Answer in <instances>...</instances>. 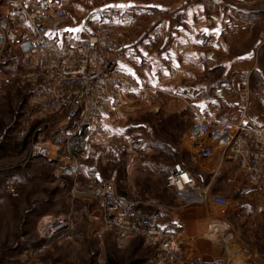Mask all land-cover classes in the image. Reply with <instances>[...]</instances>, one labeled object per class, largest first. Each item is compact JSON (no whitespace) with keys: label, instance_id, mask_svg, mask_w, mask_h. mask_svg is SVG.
Here are the masks:
<instances>
[{"label":"rangeland","instance_id":"374dc122","mask_svg":"<svg viewBox=\"0 0 264 264\" xmlns=\"http://www.w3.org/2000/svg\"><path fill=\"white\" fill-rule=\"evenodd\" d=\"M197 1L24 0L33 8L64 11L59 40L87 38L99 25L115 28L119 40L131 47L122 66L130 62L134 44L151 33L152 25L180 23L183 10ZM217 1L234 16L245 14L247 20L264 25L260 12L264 5L259 0H248L243 6L235 5V0ZM26 61L14 49H0V264H155V250L141 239L119 249L110 235L94 236L90 214L101 211L102 204L89 195L102 182L111 181L129 206L141 209L148 220L155 219L157 208L176 200L165 180L174 165L189 163L186 142L192 122L215 112L197 105L169 111L170 103L182 107L179 94L146 91L135 74L127 73L143 91H122L110 117L81 132L73 125H52L36 118L34 86L6 81ZM252 82L262 90L263 74H254ZM210 88L208 95L214 97L216 90ZM224 102L227 111L218 105L219 117L237 111ZM43 143L56 153L32 158L33 147ZM75 163L81 169L77 178L58 177L61 167ZM260 197L258 209L246 207L250 213L230 215L234 236L229 240L243 257L237 264H264V195ZM60 217L71 221V228L48 237V229L43 230L47 220ZM221 257L236 264L228 256Z\"/></svg>","mask_w":264,"mask_h":264},{"label":"built area","instance_id":"2783aa9c","mask_svg":"<svg viewBox=\"0 0 264 264\" xmlns=\"http://www.w3.org/2000/svg\"><path fill=\"white\" fill-rule=\"evenodd\" d=\"M247 1L235 0V5L243 6ZM259 1L264 5V0ZM65 18L61 8L42 10L28 6L24 0H0V49H14L27 60L23 69L11 71L6 81L36 88V118L52 125H73L81 132L110 117L112 104L122 91L141 92L143 88L122 69L131 47L119 40L115 28L99 25L87 38L59 40ZM238 113L235 120L199 117L192 122L187 138L196 148L197 160L213 159L215 148H221L223 162L235 167L234 177L259 188L264 179V126L251 122L244 111ZM48 145H35L31 157H52L56 152H51ZM80 173L75 163L61 167L58 177L77 178ZM116 187L104 181L89 195L91 201L102 204L101 211L90 214L95 221V237L110 235L119 249L141 239L155 250V264H228L221 256L210 260L188 258L174 231L158 227L141 209L129 206ZM165 187L183 206L229 205L228 199L213 194L210 185L200 182L183 163L173 166ZM51 219L43 229H48V237L71 228V221L65 217Z\"/></svg>","mask_w":264,"mask_h":264},{"label":"crops","instance_id":"0c3cea01","mask_svg":"<svg viewBox=\"0 0 264 264\" xmlns=\"http://www.w3.org/2000/svg\"><path fill=\"white\" fill-rule=\"evenodd\" d=\"M260 12L264 13V10ZM244 15L234 16L231 9H226L217 0H199L183 10L180 23L152 25L151 33L141 35L134 44L130 62L122 69L135 74L146 91L165 92L171 96L179 94L182 107L170 103L169 111L197 105L200 109L215 112L199 115L211 121L235 120L238 112L244 111L251 122L262 127L264 86L260 90L252 79L254 74H263L264 80V25L247 20ZM173 17L175 19L176 14ZM210 86L216 90L214 97L208 95ZM217 93L220 95L216 96ZM224 101L237 111L219 117L216 115L218 105L227 111ZM186 148L189 156L186 166L202 182L209 179L207 184L213 194L228 199L229 205L183 206L175 200L167 207L157 208L158 217H150V220L164 230L174 231L190 259L228 256L236 264L241 263L242 254L229 240L234 236L230 215L236 211L248 214L250 212L244 208L258 209L261 206L264 179L259 188H251L242 178L234 177L235 167L223 162L221 148H215L213 159L204 161L195 158L196 148L190 145L188 138ZM230 178H234L233 182L227 183ZM213 229H216L215 240L211 236Z\"/></svg>","mask_w":264,"mask_h":264},{"label":"bare ground","instance_id":"6f19581e","mask_svg":"<svg viewBox=\"0 0 264 264\" xmlns=\"http://www.w3.org/2000/svg\"><path fill=\"white\" fill-rule=\"evenodd\" d=\"M217 228H219L220 230H223V227L222 226H218ZM215 235H216V229H213V231H211V236L213 237V240L216 239V236ZM225 244L228 245L227 244V239H225Z\"/></svg>","mask_w":264,"mask_h":264},{"label":"trees","instance_id":"16d2710c","mask_svg":"<svg viewBox=\"0 0 264 264\" xmlns=\"http://www.w3.org/2000/svg\"><path fill=\"white\" fill-rule=\"evenodd\" d=\"M85 134H83V136H84Z\"/></svg>","mask_w":264,"mask_h":264}]
</instances>
